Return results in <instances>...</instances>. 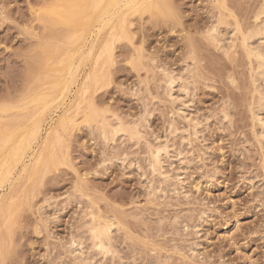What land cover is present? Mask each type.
<instances>
[{"label":"rangeland","instance_id":"rangeland-1","mask_svg":"<svg viewBox=\"0 0 264 264\" xmlns=\"http://www.w3.org/2000/svg\"><path fill=\"white\" fill-rule=\"evenodd\" d=\"M71 1L0 0V264H264V0Z\"/></svg>","mask_w":264,"mask_h":264},{"label":"bare ground","instance_id":"bare-ground-1","mask_svg":"<svg viewBox=\"0 0 264 264\" xmlns=\"http://www.w3.org/2000/svg\"><path fill=\"white\" fill-rule=\"evenodd\" d=\"M76 1V0H72L69 4V6L61 13H58V15H60L62 18H64V24L67 25V26H73V28H77V27H80L81 26V22H79V16L80 15H85L87 16V21H86V18H85V24H87L88 22L92 21L91 18V14H92V11H96V10H101L100 13H99V16H98V20H100L104 15H107L110 13L111 10H115L118 6L120 5H124V6H128V5H134L135 3H137V0H92L91 2V5L87 6V3L84 1ZM89 2V1H88ZM46 10V9H45ZM261 10V9H260ZM113 15V14H112ZM260 15H263L264 16V6L260 12ZM100 18V19H99ZM107 20V19H106ZM256 20H257V17H256ZM104 22V21H102ZM101 24V23H100ZM264 24V22H263ZM259 25L258 27L256 26L254 28V33L250 36H247V39H251L253 37H256L258 38L259 40H263L264 39V25ZM102 25V24H101ZM96 30H98L97 28H95ZM256 29V30H255ZM213 30V29H212ZM253 30V29H252ZM97 34V33H96ZM245 36V35H244ZM86 37V36H85ZM77 39H82L81 37L77 38ZM252 40V39H251ZM250 40V42H251ZM247 41V40H246ZM233 42V41H232ZM247 45H250L251 43H249V40L247 41ZM75 43V42H74ZM83 43V42H82ZM244 43V42H243ZM242 43V44H243ZM231 44V43H230ZM66 46V45H65ZM244 46V45H243ZM246 46V45H245ZM60 47V46H59ZM67 47V46H66ZM247 47V46H246ZM63 48V47H61ZM250 48V47H249ZM65 49V48H64ZM67 49V48H66ZM81 50V49H80ZM71 51V50H70ZM78 51V50H77ZM90 52V51H89ZM77 53V52H76ZM95 53V52H94ZM89 54V53H88ZM249 54L252 55L253 57H255L256 61L259 63V67L262 69V72L264 73V52H261L260 50H257L256 48H250L249 50ZM73 55V54H72ZM73 62V61H72ZM75 64V63H74ZM71 66V62H69L67 64V69H69ZM73 66V65H72ZM71 66V67H72ZM73 70V69H72ZM71 70V71H72ZM69 72V71H68ZM166 73V72H165ZM260 74V73H259ZM263 75V74H262ZM261 75V77H262ZM91 77V76H90ZM170 77V75H169ZM67 78V77H66ZM169 79V78H168ZM55 81V80H54ZM170 81V80H168ZM173 81V80H172ZM171 81V82H172ZM64 84V83H63ZM91 85V84H90ZM169 85V84H168ZM63 86V85H62ZM58 90H61L59 91V94L57 97H59L60 95H63V91H64V87H62ZM50 87V86H49ZM94 87V85H93ZM171 88V86H170ZM169 89V88H168ZM54 91V90H52ZM48 92V91H47ZM46 92V93H47ZM51 92V91H50ZM49 92V93H50ZM55 92H56V89H55ZM45 93V92H44ZM57 93V92H56ZM40 94V93H39ZM38 95V94H36ZM53 95V94H52ZM35 97V96H34ZM55 97V96H54ZM56 97V98H57ZM62 97V96H61ZM33 98V97H32ZM51 98V97H50ZM54 98V99H56ZM170 98V97H169ZM53 99V100H54ZM262 99V98H261ZM27 101V100H26ZM261 101V100H260ZM28 103V102H26ZM37 103L38 104H41V106L46 109L50 104H51V101H49V95H46V96H40L38 97L37 99ZM263 103V102H261ZM35 104V102H34ZM29 105V104H28ZM26 109L28 108L27 106H25ZM64 107V106H63ZM24 108V107H23ZM264 108V107H263ZM43 109V110H44ZM20 111V110H19ZM42 112V110H40ZM18 112V111H17ZM40 113V112H39ZM39 113H38V116H39ZM37 116V115H36ZM35 116V117H36ZM43 116V115H42ZM39 118V117H38ZM40 120V119H39ZM38 120V121H39ZM37 121V120H36ZM104 121V120H103ZM107 125V124H106ZM28 126V125H27ZM115 130V129H114ZM39 132V124L37 122H34L32 124V127L30 129V132L28 134V138L26 139V141L29 143V142H32L35 138H36V135L37 133ZM28 133V131H27ZM26 138V137H25ZM50 138V136L48 137ZM66 139V138H65ZM11 143V142H10ZM57 143V142H56ZM49 144V143H48ZM47 144V146H48ZM11 145V144H10ZM9 145V146H10ZM38 145V144H37ZM12 147V146H11ZM45 147V146H44ZM155 147V146H153ZM169 147V146H168ZM167 147V148H168ZM3 149V148H2ZM60 149V148H59ZM160 150V149H159ZM156 151V150H155ZM32 152V151H31ZM44 153V152H43ZM159 153L160 151H157V155L159 157ZM155 154V153H154ZM43 155V154H42ZM1 156V155H0ZM162 156V155H161ZM157 157V156H156ZM159 159V158H157ZM156 164H157V161H155ZM159 162V161H158ZM13 163V162H12ZM16 169V168H15ZM21 171V170H20ZM35 176V175H34ZM10 177V176H9ZM93 227V226H92ZM110 230L111 228L108 227ZM95 230L92 231V234H91V237H92V240H93V245L95 248H98L99 251L101 253H105L106 252V248H104V245H103V231L99 230V229H96L94 227ZM105 229V228H104ZM103 230V229H102ZM106 230V229H105ZM109 231V230H108ZM106 231V233L109 235V232ZM107 235V237H108ZM78 242V241H77ZM105 244V242H104ZM80 245V244H79ZM106 254V253H105ZM92 262V261H91Z\"/></svg>","mask_w":264,"mask_h":264}]
</instances>
